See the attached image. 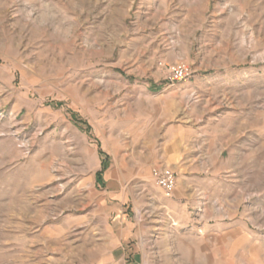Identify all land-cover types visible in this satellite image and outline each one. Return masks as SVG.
<instances>
[{"label":"rangeland","instance_id":"1","mask_svg":"<svg viewBox=\"0 0 264 264\" xmlns=\"http://www.w3.org/2000/svg\"><path fill=\"white\" fill-rule=\"evenodd\" d=\"M0 264H264V0H0Z\"/></svg>","mask_w":264,"mask_h":264},{"label":"built area","instance_id":"2","mask_svg":"<svg viewBox=\"0 0 264 264\" xmlns=\"http://www.w3.org/2000/svg\"><path fill=\"white\" fill-rule=\"evenodd\" d=\"M186 77L184 70L174 71L173 80L182 81ZM152 177L156 186H158L165 196H171L176 187L175 174L167 168L153 170Z\"/></svg>","mask_w":264,"mask_h":264},{"label":"trees","instance_id":"3","mask_svg":"<svg viewBox=\"0 0 264 264\" xmlns=\"http://www.w3.org/2000/svg\"><path fill=\"white\" fill-rule=\"evenodd\" d=\"M100 155H102V153L100 152ZM105 169V167L103 166V170ZM102 174H103V171L101 170V171H99L98 173H97V178L100 180L101 179V176H102Z\"/></svg>","mask_w":264,"mask_h":264}]
</instances>
